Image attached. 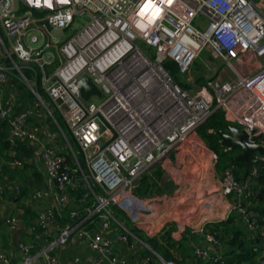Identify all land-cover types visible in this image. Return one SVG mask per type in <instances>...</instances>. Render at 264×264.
<instances>
[{
    "label": "built area",
    "instance_id": "built-area-1",
    "mask_svg": "<svg viewBox=\"0 0 264 264\" xmlns=\"http://www.w3.org/2000/svg\"><path fill=\"white\" fill-rule=\"evenodd\" d=\"M263 6L264 0H0V29L6 38L0 36V118L7 122L10 148L18 141H27L31 148L30 156H10L7 162L16 167L32 163L42 174L41 185L25 200L26 205L39 206V212L28 229L32 239L18 244L24 264L38 260L32 253L36 248L48 264H61L60 249L74 233L115 264L118 259L105 232L115 224L118 240L135 236L114 217L112 206L131 198L146 205L137 193L142 177L181 145L198 143L194 137L198 127L216 110L245 130L250 143L264 147ZM77 19L83 24L73 34ZM203 51L209 60L206 83L200 85L204 70L194 71L193 65ZM168 59L177 63L183 74L180 81L189 89L164 66ZM25 68L34 70L35 78L40 73L52 107L30 85L36 99L15 111L17 92L7 73L15 69L29 83ZM85 75L102 91L100 97L83 98L78 81ZM164 90L173 105L162 110L156 105ZM143 102L154 113L143 114L139 107ZM54 111L66 121L83 152L85 169L70 143L65 145L40 121L48 114L57 123ZM34 118L38 125L28 127ZM207 151L214 160L211 166L217 167L218 154ZM71 153L72 165L67 156ZM252 164L241 180L233 164L220 173V193L229 196V205L220 219H208L193 230L204 238L195 244L194 261L227 264L221 231L209 225L237 212L264 264V223L251 208L258 177L264 175V154L256 152ZM7 181L4 176L0 182V196ZM8 188L20 190L12 181ZM79 188L83 190L77 196ZM67 207L76 222L60 224L58 215L63 217ZM95 218L101 230L81 227ZM20 220L18 213H11L8 230L13 232ZM102 257L93 264H102L97 259ZM0 259L10 264L2 251Z\"/></svg>",
    "mask_w": 264,
    "mask_h": 264
},
{
    "label": "trees",
    "instance_id": "trees-1",
    "mask_svg": "<svg viewBox=\"0 0 264 264\" xmlns=\"http://www.w3.org/2000/svg\"><path fill=\"white\" fill-rule=\"evenodd\" d=\"M3 39L6 41L5 36L2 33ZM142 45L144 43L142 42ZM5 62L7 66H10L11 63L8 59L1 60ZM164 66L172 72L174 77H176L175 73L179 70L178 65L175 61L168 59L164 62ZM24 76L28 79L29 83L32 87H34L43 97L46 96L44 89L42 87L41 75L38 73L37 78L34 76V70L30 68H25L23 71ZM8 82L12 83L16 89V102L18 103V107L15 111H19L25 105L32 103L36 99V96L30 88L26 85V82L23 81L20 74L12 69L7 73ZM180 81V80H179ZM181 85L184 88H190V85L180 81ZM198 83L204 84L206 80L202 77H198ZM48 101L52 104V101L47 97ZM54 115L57 118L59 125L62 127L66 135L71 138L72 144H74L75 152L78 156V159L83 167L86 168V162L84 158V154L75 142L67 124L65 123L62 116L54 111ZM51 120V119H50ZM52 122V121H51ZM229 119L225 117L224 113L221 110H216L213 115L202 125H200L197 129L196 135L197 138H201L204 142L208 143L209 149L215 151L219 156V161L217 166L220 167L221 170H224L228 165L233 164L236 166V177L238 180L243 179L249 172L246 171L245 163L236 160V155L239 152L238 147L227 148L221 144V139L218 136L217 131L219 129L225 128ZM7 122L4 119L0 118V182L4 176H6L9 181L17 183L20 190L19 192H15L8 188L9 181L5 185H3V193L2 196L8 199H11L9 195L12 194L14 197L16 196L18 201L24 202V220L25 226H31L34 224L36 218L38 217L39 208L35 207L34 204H25V200L30 196L32 190H34L37 186H40L42 183V174L37 169V167L32 163H23L21 166H10L8 164V160L10 156L21 157V155L30 156L31 148L28 146L27 141H18L14 147L9 146L7 141ZM13 149L12 151H10ZM65 154L67 151L65 150ZM172 158L174 160H178L179 151L172 152ZM69 158V162L73 164V158L70 154L67 155ZM179 165V160L176 162ZM157 165H162L158 163ZM156 166V165H155ZM149 170L141 179V186L138 190V193L141 195V190L143 188H147L146 190H150L151 186H145L148 179L159 178L163 175L164 168L158 167L156 171ZM185 171V169H184ZM221 173V172H220ZM82 188L77 190V196H80L82 192ZM258 191L255 199H253V205L251 206L260 216V221L264 223V175L258 177L257 187ZM261 194V195H260ZM229 197V196H227ZM227 197H222L221 206L226 204L224 201ZM229 201V198H228ZM70 210V207H68ZM203 210H206V205L202 206ZM69 210L64 211L63 217L58 215V221L60 224H63L67 221L75 223V220H71L69 218ZM141 206L135 199H123L120 203L115 204L111 208V212L114 217L122 223L129 231L136 234V236L140 237L143 241L148 243L152 249H154L157 253H159L165 260H173L177 264H216L211 262H206L202 259L188 263L187 251L190 245L189 240V232L186 231V228H179L177 226L176 220H169L164 224V226L158 228L153 233H146L142 229V225L138 223L140 218L142 217ZM94 221L99 222L98 219L95 218ZM89 221V222H94ZM88 222V221H86ZM239 215L237 212H233L227 219L216 221L209 225L210 229H219L221 232L220 237L226 244L225 250V258L227 264H242L244 262L253 261L256 257V253L253 250V244L256 242L255 239L251 238L249 232L246 227L239 224ZM115 227L117 225L114 224ZM86 229H91L90 227ZM118 229V228H117ZM191 236H194L191 234ZM4 241L7 240V237L2 236ZM132 239V237H130ZM37 249V248H36ZM1 251V250H0ZM3 252V251H2ZM32 253H35L32 251ZM0 264H3L0 259Z\"/></svg>",
    "mask_w": 264,
    "mask_h": 264
},
{
    "label": "crops",
    "instance_id": "crops-1",
    "mask_svg": "<svg viewBox=\"0 0 264 264\" xmlns=\"http://www.w3.org/2000/svg\"><path fill=\"white\" fill-rule=\"evenodd\" d=\"M201 74L204 76L205 70ZM210 166L211 165H209V167ZM154 167L153 173L158 167L164 168L165 172L159 178L148 179L145 186L149 185L151 188L150 190L143 188V190H141V195L138 193L141 186L140 182L137 193L147 201L145 202L146 205L138 202L139 206L142 208V217L138 223L143 226V231L146 233H153V231L164 226L166 221L168 222L169 220L175 219L179 228L184 227L186 231L189 232L191 246L188 247L187 260L188 263H191V261L194 260L193 252L195 244H202L204 239L199 235L198 231L194 232L193 230L199 228V226L208 219H220L227 205H229V197L227 196L224 201L226 204L221 206L220 203L223 200L222 197H224L220 193V172L214 171L211 173L207 171L211 177L209 181H206V175L204 177L203 174L202 180H204V183L202 184L199 194H197L195 198H185V191H187V187L191 186V183H189L188 180L182 182L176 179L173 180L172 177L168 178L167 172L170 169L168 165H156ZM179 192L180 194H178ZM12 194L9 193V195L13 197L11 199L0 196V250L5 253L10 264H24L18 244L20 242H29L32 239L29 233L30 231L28 230L30 226L24 225V202L18 201ZM180 197H182V203L178 205L176 199ZM205 205L207 209L203 210L202 206ZM143 206L146 208L145 210ZM37 207L39 208V206ZM15 209H19L21 223L13 232H10L7 228V218L11 213L18 212ZM143 211H146V213H143ZM89 221L91 220L85 223L83 222L81 227H90L91 230H101L100 222L94 221L91 223ZM117 234L118 229L114 225H112L110 230L105 232L106 238L109 239L111 243L113 255L118 259L115 264H164L162 261L164 258L140 237L135 236L132 237V239L122 241L117 239ZM191 234L194 236H191ZM2 236L7 237V240L4 241ZM71 236L72 238L69 240L68 244L60 249L59 257L61 264H93L96 257H102L99 256L98 253H95L89 247L88 243L81 240L77 234L74 233ZM38 251L39 249L34 250V254L37 255L38 258L34 264H48L44 255L38 253ZM74 259H78V261L75 262L73 261ZM97 259H101L102 264H111L106 257ZM242 264H260V260L255 257L253 261L244 262Z\"/></svg>",
    "mask_w": 264,
    "mask_h": 264
},
{
    "label": "rangeland",
    "instance_id": "rangeland-1",
    "mask_svg": "<svg viewBox=\"0 0 264 264\" xmlns=\"http://www.w3.org/2000/svg\"><path fill=\"white\" fill-rule=\"evenodd\" d=\"M257 1H260V0H257ZM263 8H264V6H263ZM82 24H83V21L77 19L75 24H74V26H73V29H71L70 32L74 34L77 30H79L81 28ZM1 32L3 33V31L0 29V36H2ZM143 49L147 53H150L149 49H147L146 47L143 46ZM1 60H2V58H1ZM207 60H209V56H207L206 51H203L201 53V55L198 57V59L196 60V62L194 63L193 70L194 71H203V70H205ZM49 70H50V73H51L53 71V67L50 68ZM175 75H176V77L179 78V80L183 79V74H181L179 72V70L175 73ZM202 78L205 79V75ZM229 79L231 80V77H229ZM26 85L28 87H30L31 84L30 83H26ZM185 89H189V88H185ZM44 92H45V90H44ZM45 94H46L45 97L42 96L43 100L45 101V103H47V104L49 103V105L52 107L53 105L50 103V101H48L47 97L50 100H51V98L49 97V95L46 92H45ZM94 100H97V98H95ZM143 103L139 107L143 108V111L145 113L153 112L151 109H149V108H151L150 104H148V103H144L143 104ZM172 105H173V100L172 99L171 100L167 99V101L165 103H163V101H162L161 103H158L156 106L163 110L165 108L171 107ZM212 107H213V105H212ZM46 115H47V118H45L44 120H40V121H42L45 124V128L56 132L58 134L59 140L65 142V145L70 143L71 147L74 148V144H72V142L70 141L71 138H69L68 135H66V133L64 132L62 127L59 125L58 121H57V123H55L49 117L48 114H46ZM224 115L226 117L225 113H224ZM56 120H57V118H56ZM37 123L38 122H37V120L35 118L34 119H30V121L27 124V126L28 127H35V126L38 125ZM65 123H66V121H65ZM41 130H42V127H41ZM46 133H47V131L44 132L43 137H46ZM194 137L196 138L197 135L194 136ZM197 142L198 143H194V144H184V145H181V147H179L178 149H176V151H179V158H178L179 165L176 163L178 160H174L172 158V155H170L168 158H166V160H164L161 163L162 165L170 166L169 167L170 169L167 172V177L168 178L172 177L173 180L176 179L177 181H182V182H184L185 180H188V182L191 183V186L187 187V191H185V193H186L185 198L186 197H194L195 198V196H197V194H199L200 189L202 187V184L204 183L203 182L204 180H202L203 174H204V177L206 175V177H205L206 181H209V178L211 177V175L207 171L212 173V172L215 171V168H217V170L219 172H222V170L220 169L219 166H217L215 168H213L212 166L209 167V165H213L212 163L214 162V160L211 158V155H209V152L207 151V149L209 148L208 143L206 141L204 142L201 138H198ZM70 155L73 157L72 153ZM77 158H78V156H77ZM68 162H69V158H68ZM81 166H82V164H81ZM84 169H85V167H84ZM184 169H185V171H184ZM164 172H165V169L163 170V174H164ZM79 177H80L79 174H77L75 176V178H79ZM157 192H159V191H157ZM75 193L77 194V191ZM178 194H180V192ZM181 201H182V197H180L179 199H176V203L178 205L182 203ZM73 206L74 205H71V208H73ZM15 210L18 211L17 213L19 215L20 214L19 213V209H15ZM66 210H69V208L68 207L65 208L64 211H66ZM143 213H146V211H143ZM19 218L21 219L20 215H19ZM86 221H88V220H85L84 223ZM133 235L136 236V234H134V233H133ZM68 242L66 243V245L68 244Z\"/></svg>",
    "mask_w": 264,
    "mask_h": 264
},
{
    "label": "water",
    "instance_id": "water-1",
    "mask_svg": "<svg viewBox=\"0 0 264 264\" xmlns=\"http://www.w3.org/2000/svg\"><path fill=\"white\" fill-rule=\"evenodd\" d=\"M78 87L85 100H89L92 95L100 97L102 91L94 84L92 79L85 75L78 81ZM221 144L227 148L238 147L240 150L236 155V160L245 163L246 171L253 168L252 159L256 152L264 154V147L248 141L245 130L235 123H227L225 128L217 131ZM261 195V194H260Z\"/></svg>",
    "mask_w": 264,
    "mask_h": 264
},
{
    "label": "bare ground",
    "instance_id": "bare-ground-1",
    "mask_svg": "<svg viewBox=\"0 0 264 264\" xmlns=\"http://www.w3.org/2000/svg\"><path fill=\"white\" fill-rule=\"evenodd\" d=\"M150 73H151V71H150ZM146 76H148V74L146 75ZM154 77H155V74L153 73V71H152V79H154ZM228 88H225V90H227ZM163 92H165L166 94L164 95V97L162 98V101H163V103H165L166 101H167V99H172V97L169 95V92H167L166 90H164ZM140 111L144 114V112H143V108H140Z\"/></svg>",
    "mask_w": 264,
    "mask_h": 264
}]
</instances>
